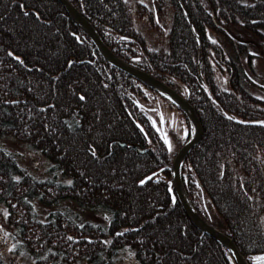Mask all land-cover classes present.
I'll list each match as a JSON object with an SVG mask.
<instances>
[{
	"label": "trees",
	"instance_id": "obj_1",
	"mask_svg": "<svg viewBox=\"0 0 264 264\" xmlns=\"http://www.w3.org/2000/svg\"><path fill=\"white\" fill-rule=\"evenodd\" d=\"M72 1L116 54L194 105L203 136L184 161L187 191L250 264H264L255 64L264 0ZM147 91L160 95L95 50L60 0H0V204L13 253L34 264H117L128 248L139 264H237L172 204V163L185 139L169 148L141 104ZM7 140L39 151L48 174L24 165Z\"/></svg>",
	"mask_w": 264,
	"mask_h": 264
},
{
	"label": "water",
	"instance_id": "obj_2",
	"mask_svg": "<svg viewBox=\"0 0 264 264\" xmlns=\"http://www.w3.org/2000/svg\"><path fill=\"white\" fill-rule=\"evenodd\" d=\"M60 1L64 4L68 16L90 36L94 43V49L108 62L138 78L185 113L190 124V132L185 143L177 151L172 163V176L168 184L171 202L175 204L179 201L195 225L202 232L213 236L221 242L230 251L237 264H250L236 242L227 233L213 225L201 215L187 191L183 178L184 161L189 152L200 142L203 136V125L194 105L183 93L159 77L116 54L105 42L91 20L81 12L72 0ZM165 139L169 146L170 140L167 138Z\"/></svg>",
	"mask_w": 264,
	"mask_h": 264
},
{
	"label": "rangeland",
	"instance_id": "obj_3",
	"mask_svg": "<svg viewBox=\"0 0 264 264\" xmlns=\"http://www.w3.org/2000/svg\"><path fill=\"white\" fill-rule=\"evenodd\" d=\"M134 3L150 6L153 0H131ZM264 47V44L262 45ZM264 53V51H263ZM257 68V82L260 84L257 93L264 98V54L258 56L255 61ZM147 99H141V104L145 107L152 120L164 138L170 140L171 147L176 144V137L187 140L190 132V124H187L185 116L173 104L165 100L160 95L147 91ZM185 143V142H184ZM5 146L18 152L21 155L22 163L33 170L37 175L46 176L48 174V160L39 152L28 148L27 146L7 140ZM38 204V203H37ZM75 208L73 203H70ZM41 212L45 215L46 210ZM86 217L100 220L102 217H108L107 213L86 214ZM14 230L7 223V210L4 205L0 204V254L4 257L5 264H34L32 260L23 255L13 253L12 248ZM117 264H139L133 256L130 249L123 250Z\"/></svg>",
	"mask_w": 264,
	"mask_h": 264
},
{
	"label": "snow or ice",
	"instance_id": "obj_4",
	"mask_svg": "<svg viewBox=\"0 0 264 264\" xmlns=\"http://www.w3.org/2000/svg\"><path fill=\"white\" fill-rule=\"evenodd\" d=\"M21 7H23V5H21ZM27 15V13H25ZM81 100L84 99V97H80ZM169 148H171V145L169 144ZM69 239H71V237H69Z\"/></svg>",
	"mask_w": 264,
	"mask_h": 264
}]
</instances>
